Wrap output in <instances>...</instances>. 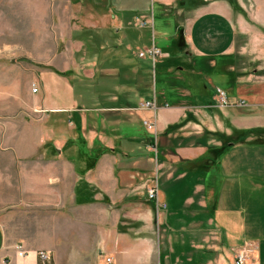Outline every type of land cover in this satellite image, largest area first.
Wrapping results in <instances>:
<instances>
[{"label":"crops","instance_id":"1","mask_svg":"<svg viewBox=\"0 0 264 264\" xmlns=\"http://www.w3.org/2000/svg\"><path fill=\"white\" fill-rule=\"evenodd\" d=\"M80 1L71 0L72 59L41 62L52 69L34 81V113L0 149V264H43L39 250L47 264H234L247 246V264H264V0ZM169 15L171 48L159 57L186 62L165 70L172 90L144 97L133 59L112 82L114 68L99 60L114 53L95 48L114 37L145 59L156 48L147 35L163 33L156 19ZM203 69L218 80L199 79ZM76 76L91 83L90 104L76 98ZM217 87L228 107L217 106ZM147 100L155 111L139 107Z\"/></svg>","mask_w":264,"mask_h":264},{"label":"rangeland","instance_id":"2","mask_svg":"<svg viewBox=\"0 0 264 264\" xmlns=\"http://www.w3.org/2000/svg\"><path fill=\"white\" fill-rule=\"evenodd\" d=\"M80 3L85 4L84 0H81ZM71 4V0H0V149L10 147L12 138L21 132L25 122H29L31 115L34 113L32 112L34 104L33 83L41 70L38 64H42L41 62L47 60L48 56H60L61 54L67 59H72L70 52L74 46L69 38L73 26L71 22L73 20ZM148 9L150 10V6ZM156 23L157 26H161L163 33L157 31L153 39L149 34L146 41L150 42L151 45L154 40L155 47L162 53L170 52L171 47L168 48L167 46L171 45L172 42L170 36L173 34L175 19L172 15H169L167 21L156 19ZM63 33L66 35L64 41L59 40L60 35ZM118 44H121V42L113 37L106 43L104 49L103 47L99 49V46L95 48L97 55L100 52L104 53L105 50L113 51L114 54L99 60L100 63H110L114 68H110V70L113 69L110 76L112 82L122 83V75L118 73L126 74L127 72L120 71L118 65L124 60L133 59L140 66L138 74L140 75V81L146 87V91L141 88V92L145 93L144 97L153 98L155 94L157 98H160L161 92L168 94L172 90L171 76L166 74L165 70L168 67L174 70L176 66H185L184 63L186 62L179 52H172L169 58L159 57L152 65L149 57L146 56L145 59L134 58L131 53L124 51L122 46H116ZM137 46L136 48L131 47L130 50L137 53V50L144 49H142L141 43H138ZM124 53L128 56H124ZM114 55L116 56L114 57ZM161 62L164 64H161ZM191 69L194 70L192 67ZM187 74L183 73L185 76ZM200 75L199 79H206L207 76L212 75L216 81L218 80L217 74L214 75L213 71L203 69ZM187 82L189 83V81ZM72 83H74L75 95L78 101L90 104L93 97L91 83L85 82V85L88 84L85 86L77 76L72 78ZM220 86L224 90L231 89L224 82ZM205 90L211 94V87H207ZM172 99H174L172 95H168L167 100ZM150 118L151 116H148L147 119ZM145 131L153 136L151 130L145 128ZM158 136L157 134L158 156L155 159L157 163L161 161L160 139ZM190 153L192 154V152ZM152 160H154L153 153ZM185 161L187 165H190L186 159ZM156 175L157 171L155 172Z\"/></svg>","mask_w":264,"mask_h":264},{"label":"built area","instance_id":"3","mask_svg":"<svg viewBox=\"0 0 264 264\" xmlns=\"http://www.w3.org/2000/svg\"><path fill=\"white\" fill-rule=\"evenodd\" d=\"M142 26L145 25V22L140 23ZM145 55H147L149 57V59L151 61H155L159 56L162 55V52H160V50H158L157 48L154 47H150L147 48L144 52H140L138 54L139 57H144ZM34 87H33V93L38 92V85L33 83ZM214 92L216 93V99H217V106L219 107H228L229 102H228V98L226 93L220 89V88H215ZM238 104H242V102H238ZM139 107L142 109H151L153 111H155V107H154V103L153 101H145L139 104ZM144 127L148 130H151L153 133H155V123L152 120H145L142 121ZM148 194V199H157L156 194H155V188H149V190L147 191ZM16 250H17V254L20 257H24L26 254V249H25V245L23 243H19L16 245ZM254 252V248H252V246H247V247H242L241 249H238L235 252V257L233 260L234 264H247L248 261L251 260V255ZM38 258L41 260V262L43 264H47L49 259H50V254L46 251V250H39L38 251ZM110 262V258L106 259V263Z\"/></svg>","mask_w":264,"mask_h":264},{"label":"trees","instance_id":"4","mask_svg":"<svg viewBox=\"0 0 264 264\" xmlns=\"http://www.w3.org/2000/svg\"><path fill=\"white\" fill-rule=\"evenodd\" d=\"M40 67L42 68H51L50 66H45V65H42V64H38ZM52 69V68H51ZM258 133H262L264 135V128H261L260 130H257ZM255 130L254 129H247V130H244V131H241L239 132V135H238V139L242 140L243 138L251 135V133H254Z\"/></svg>","mask_w":264,"mask_h":264}]
</instances>
